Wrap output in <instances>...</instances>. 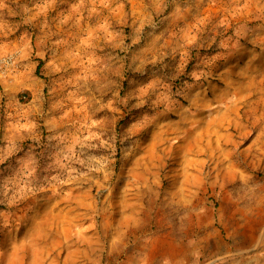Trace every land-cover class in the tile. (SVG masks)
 I'll use <instances>...</instances> for the list:
<instances>
[{
  "label": "rangeland",
  "instance_id": "374dc122",
  "mask_svg": "<svg viewBox=\"0 0 264 264\" xmlns=\"http://www.w3.org/2000/svg\"><path fill=\"white\" fill-rule=\"evenodd\" d=\"M0 264H264V0H0Z\"/></svg>",
  "mask_w": 264,
  "mask_h": 264
},
{
  "label": "built area",
  "instance_id": "2783aa9c",
  "mask_svg": "<svg viewBox=\"0 0 264 264\" xmlns=\"http://www.w3.org/2000/svg\"><path fill=\"white\" fill-rule=\"evenodd\" d=\"M3 62L5 64H10V63L13 64V57H6V58H4Z\"/></svg>",
  "mask_w": 264,
  "mask_h": 264
},
{
  "label": "trees",
  "instance_id": "16d2710c",
  "mask_svg": "<svg viewBox=\"0 0 264 264\" xmlns=\"http://www.w3.org/2000/svg\"><path fill=\"white\" fill-rule=\"evenodd\" d=\"M183 79L187 80V81H192L191 78H185V76H183Z\"/></svg>",
  "mask_w": 264,
  "mask_h": 264
}]
</instances>
